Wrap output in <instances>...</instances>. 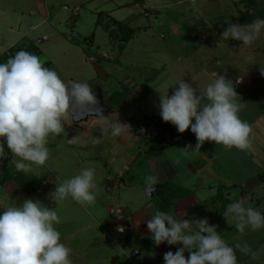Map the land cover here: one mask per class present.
<instances>
[{"label": "rangeland", "instance_id": "rangeland-1", "mask_svg": "<svg viewBox=\"0 0 264 264\" xmlns=\"http://www.w3.org/2000/svg\"><path fill=\"white\" fill-rule=\"evenodd\" d=\"M254 1L257 8L264 7V0ZM40 2H45L42 9ZM249 4L248 0H0V63L7 61L1 56L16 54L14 46L26 45L30 53L40 57L45 67L54 69L65 83L85 82L94 90L114 88L110 93H114V102H111L130 100L127 108L120 107L125 124L129 126L135 122L142 126L151 108L160 111L163 93L159 95L160 91L155 90L142 102L140 95L147 88H171L180 79L179 70L205 68L212 71L218 68L229 80L244 74L239 72L240 69L247 72L258 68L260 71L264 65V30L251 46L221 38L229 23L248 24L241 22V17L245 20L247 11L252 14ZM115 20L135 31L133 38L124 45L123 34ZM254 75L258 83H264V76ZM147 78L153 79L144 84ZM125 90L127 94L119 98L118 93ZM111 102H108L109 106L105 104L109 110L104 115L109 122H118V107L115 110ZM88 122H77L69 115L65 131L49 138L50 156L45 166L33 164L29 173L17 171L10 150L5 149L7 158L0 160V214L27 198L38 199L49 208L55 207L59 223L54 226L61 233V242L72 250V264H165L164 254L175 253L176 245L165 242L157 246L147 229L149 219L133 223L130 214L142 210L150 213L149 216L162 211L177 219L207 218L210 225L218 226V233L234 248L237 264L245 258V254L235 249L237 243L249 245L253 252L256 245L261 248L264 229L252 231L246 228L240 233L234 220L230 218L227 223L223 212L229 204L241 202L244 207H252L264 214V201L258 204L250 198L244 200L240 194L242 188L228 191L221 181L201 182L196 188L202 175L188 180L194 194L191 203L171 205L178 198L175 194L182 193L171 180L161 193L149 197L144 182L146 176L156 175L169 180L165 173L168 170L165 154H143L139 158L143 159L142 174L134 178L138 163L132 164L131 155L120 153L118 137L111 136L108 125L100 121ZM71 125L84 129H75ZM102 129H107V134H102ZM77 135L80 137L77 144L87 143L88 146L82 151L74 148L76 143H68ZM93 138L102 139L105 146L99 161L89 159L91 152H98ZM119 153V162L110 165L109 161ZM122 162L132 171L118 184L119 171L124 167ZM85 167L95 169V203L83 207L69 197L54 204L49 194L55 190L57 178L63 182ZM121 211H124V219L119 220ZM126 225L134 230L119 234V228ZM136 252L140 255L134 257ZM109 253L113 255L111 262L106 260ZM184 254L186 258L189 256ZM257 255L264 262V246ZM119 256L121 259L114 261ZM251 260L252 256L248 258Z\"/></svg>", "mask_w": 264, "mask_h": 264}, {"label": "clouds", "instance_id": "clouds-1", "mask_svg": "<svg viewBox=\"0 0 264 264\" xmlns=\"http://www.w3.org/2000/svg\"><path fill=\"white\" fill-rule=\"evenodd\" d=\"M262 30L264 19L250 24L229 23L221 38L251 46ZM260 74L264 76V65L260 67ZM178 85L171 97L160 95L159 114L179 133L190 128L195 134V148L191 144L183 147L184 154L200 151L206 141L228 150H251L252 127L239 116L244 104L237 102L238 94L231 80L218 74L203 93L184 80ZM86 114H94L102 124L108 125L112 137L121 136L129 127L120 120H107L88 83H65L35 54L20 50L5 63H0V160L7 158L6 142L17 171L29 173L33 164L45 166L50 156V136H59L65 131L69 115L79 120ZM102 134H107V129H102ZM79 139V135L74 136L68 143L75 144ZM92 143H99V139L93 138ZM94 176L95 169L85 167L63 182L58 177L50 199L56 205L69 197L83 207L93 205L97 187ZM144 182L153 192L155 185L160 183L156 175L146 176ZM223 216L228 224L230 218L234 220L240 233L246 228L264 229V214L244 207L241 202L229 204ZM58 223L55 207L49 208L38 199L27 198L5 208L0 214V264H72V250L61 242V233L54 226ZM217 227L210 225L207 218L177 219L162 211H156L147 220V229L157 246L165 242L182 245L175 253L164 254L165 264H237L234 248L221 237ZM235 249L245 255L251 254L253 259L256 257L247 244L237 243Z\"/></svg>", "mask_w": 264, "mask_h": 264}, {"label": "crops", "instance_id": "crops-1", "mask_svg": "<svg viewBox=\"0 0 264 264\" xmlns=\"http://www.w3.org/2000/svg\"><path fill=\"white\" fill-rule=\"evenodd\" d=\"M39 4L41 9L42 7H45V2H40ZM33 14H36V12L34 11ZM34 28L35 26L32 29ZM17 46L19 47L17 48ZM22 46L23 47H21V45H16L14 46V49H27L26 45ZM2 57L4 56H1V58ZM241 70L242 69H240L239 72L244 74H239L235 78V80L231 81L233 82L235 91L238 94V97L236 98L237 102L244 104L242 111L239 112V116L243 121L248 122L252 127L251 150L239 151L236 148L228 150L225 149L222 145L206 141L200 148V151H189L186 155L184 154L182 148L191 144L194 149L197 143L196 136L194 133L191 132L190 128L184 133H179L175 126H173L171 131H168L165 134V144L168 145L167 148L164 150H155L154 148L146 144L139 134L134 133L132 131V129L134 128L143 127L146 121L142 126L137 125L135 124V122H133L132 125H129L125 132L118 137L117 147L120 148V153L131 155V163L133 162L134 165L136 162L138 163V165H136L134 168V178L139 177L140 174H142L141 169L143 168L141 167L143 166V159L139 158L143 154H145L146 152H152V154H165V161L167 163L166 165L168 166V170H166L165 173L168 174L169 180L167 181V179L159 178L160 183L155 185L156 190L154 192H150L151 196H153V194L156 192L161 193L163 188H167L168 182H170L171 180L177 188L182 190V193L175 194V197L178 196V198L175 202H171V205H181L183 202L187 201L191 203L194 201V194L191 191L192 189H190L189 187L188 180H194L202 175V179L196 182V188L201 185V182L206 184V182H208L209 180H214L216 183L221 181L222 183H224V187L226 190L233 191L237 188H242L243 191L240 194L245 197V199L243 198L244 200L250 198L251 202L256 201V203L260 204L261 202L262 204V202L264 201V83H258V80L255 79L254 74L259 75L260 73L258 68L248 70L247 72H245V70ZM179 73H181V75H179L180 79L177 81V84H175L169 89H163V86L153 87L150 89L147 88L144 91L145 93L140 95L139 100L141 102L146 100L155 90L160 91L159 95L163 93V95L168 94V96L171 97V95L174 93V90L179 87L178 82L181 80L191 83L193 87H196L199 92L203 93V91L206 89V86L209 83H212L217 78L218 74H222V72L218 68L213 69L212 71H208L205 68L193 71L179 70ZM225 76L227 78V74ZM152 79L153 78H147V82H145L144 84L151 83ZM237 80H240L241 82L237 83ZM97 90H99L101 93V99L104 105V114L109 110V107H106L105 104L109 106L108 102H114V93L110 94L111 92H113L114 88L109 89L107 87L103 89L102 87H99L96 88V90H94L93 88V93ZM199 92H197V95H199ZM126 94V90L118 93V95L120 96L119 98H124ZM124 100L125 101H120V99H118L116 104L113 102L111 103L114 104L112 106L113 108H115V110H117L116 107H118L119 111L117 110L116 112L118 115H120V121L125 124L126 119L121 116L120 110L127 108L130 105V100H127L125 98ZM152 109L153 108H151V113L148 115L147 119L160 113L159 110ZM90 116L92 117L89 118ZM90 116H88L85 120H89L91 124L97 123L99 121L95 115ZM193 123H195L194 119ZM70 127H74L75 129H84L81 126L71 125ZM88 136L92 135L89 134ZM86 144L76 143V147L74 148H76V150L82 151L84 150V148L88 147L86 146ZM104 147L105 146H103V141L101 139L99 143H97L98 152H91V154H89V159L91 158L92 160L99 161L101 159L100 157H102L100 156V154H102V150H104ZM120 153L112 157V160L109 161L110 165L119 162ZM106 154H104L105 159L107 157ZM80 161L81 163L85 162L83 158H81ZM122 164L124 165V167L119 171L118 184L123 181L122 178H124L126 173H130L132 171L131 169L129 170V165H126L123 162ZM212 188L213 185L208 187L209 190H211ZM173 208L174 207H172V209ZM175 211H178V208ZM130 215L133 220V223L141 222L146 218H151V216H149L150 213L148 214L143 210L137 212L136 214ZM260 244L262 248L264 246V239L261 241ZM255 247L256 258L251 261H248V258L250 259L251 254H249V257L245 255L244 261L240 264H264L260 256L257 255V252L261 248H257V245ZM135 254L140 255L139 252H136L133 254L134 257H136ZM120 255L123 256L122 254ZM132 257L133 256H129L128 258L131 260L133 259ZM119 258L120 256L115 257L114 261H117ZM112 259L113 255L109 253V255L106 257V260L111 262Z\"/></svg>", "mask_w": 264, "mask_h": 264}, {"label": "trees", "instance_id": "trees-1", "mask_svg": "<svg viewBox=\"0 0 264 264\" xmlns=\"http://www.w3.org/2000/svg\"><path fill=\"white\" fill-rule=\"evenodd\" d=\"M250 3L249 6L253 9L252 14H249L247 11L248 15L244 20V16L241 17V22H248V24L252 23L256 19H264V7L263 8H257V3L254 0H248ZM115 24L118 25V30H120V33L123 34V45L129 42L134 34L135 31L132 28H129L128 25L119 23L115 20ZM123 45H121L120 49L123 51ZM14 50V49H13ZM22 49H16V51H20ZM24 50V49H23ZM15 51V52H16ZM24 51L29 52L28 49H25ZM36 53V52H35ZM15 53L12 54V56H7L4 55L6 59L9 57H13ZM173 124L170 122H164L160 116V114H156L151 118H148L146 120V123L143 127L139 128H134L132 131L134 133H137L141 136V138L144 140L146 144L154 148L155 150H164L167 148V144H165V134L168 131H171L173 128ZM142 130V131H141ZM153 133H156V136H151ZM182 247V245L177 244L176 249ZM186 254L189 255L188 251H185Z\"/></svg>", "mask_w": 264, "mask_h": 264}, {"label": "built area", "instance_id": "built-area-1", "mask_svg": "<svg viewBox=\"0 0 264 264\" xmlns=\"http://www.w3.org/2000/svg\"><path fill=\"white\" fill-rule=\"evenodd\" d=\"M151 136H156V133H153ZM4 147H5V149H8L7 148V144H6V142H4ZM122 212V211H121ZM119 220H122V219H124V211L122 212V213H120V216H119V218H118ZM130 219V218H129ZM128 219V220H129ZM121 228H123V231H120V230H118V233L119 234H126L129 230L131 231V230H134V228H132V227H130V228H128V225H126L125 227L124 226H121L119 229H121Z\"/></svg>", "mask_w": 264, "mask_h": 264}, {"label": "water", "instance_id": "water-1", "mask_svg": "<svg viewBox=\"0 0 264 264\" xmlns=\"http://www.w3.org/2000/svg\"><path fill=\"white\" fill-rule=\"evenodd\" d=\"M94 95L97 97V100L99 101L100 107H102V109H104V105H103V102H102V99H101V93H100V91L99 90L95 91L94 92ZM90 115H94V114H88V115L86 114L81 119L76 120V121L78 122V121H81V120H85ZM148 189H149L148 190V195L151 196V194H150L151 189L150 188H148Z\"/></svg>", "mask_w": 264, "mask_h": 264}]
</instances>
